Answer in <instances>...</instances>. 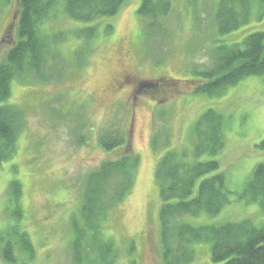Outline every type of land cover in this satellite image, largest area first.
Wrapping results in <instances>:
<instances>
[{
  "label": "rangeland",
  "instance_id": "374dc122",
  "mask_svg": "<svg viewBox=\"0 0 264 264\" xmlns=\"http://www.w3.org/2000/svg\"><path fill=\"white\" fill-rule=\"evenodd\" d=\"M140 1L129 0L114 18L93 24L70 20L56 5L40 27L45 36L59 37L55 54L45 58L47 78L11 81L8 103L23 118L15 155L0 164V264H9V244L14 264H73L72 225L80 220L85 178L118 153L104 152L98 143L108 127L128 132L139 166L129 195L103 224V236L114 246L116 264H162L156 166L167 151L191 152L194 125L207 110L224 115V148L217 160L232 202L218 217L201 213L183 221L193 226L242 220L264 225L259 205L237 198L257 165L264 164L263 78L244 79L214 98L192 94L196 75L213 68L217 47L264 32L258 0L251 1L247 22L225 36L214 19L222 0H168L170 13L157 21L163 32L153 44L146 41L145 23L135 13ZM235 5L237 13V1ZM17 12V0H0V60L15 42ZM88 29L95 31L92 39L76 36ZM122 78L130 84L168 79L172 92L160 105L145 97L134 103L127 89L115 88ZM12 180L20 184L19 222L9 204ZM15 226L27 233L31 258L7 235ZM209 250L205 243L194 245L191 264H213Z\"/></svg>",
  "mask_w": 264,
  "mask_h": 264
},
{
  "label": "trees",
  "instance_id": "16d2710c",
  "mask_svg": "<svg viewBox=\"0 0 264 264\" xmlns=\"http://www.w3.org/2000/svg\"><path fill=\"white\" fill-rule=\"evenodd\" d=\"M128 1L17 0L16 39L0 60V164L9 162L15 155L22 126L21 111L8 103L11 81L32 75L42 80L47 78L43 77L45 58L49 53L55 54L59 37L45 36L40 27L50 18L56 5L63 6L64 16L70 20L93 24L100 19L114 18ZM236 1L237 13L234 8ZM251 1L222 0L214 17L220 35L225 36L247 22ZM140 2L135 13L145 23L146 41L153 44L162 35L161 27L156 24L169 15L170 2ZM257 3L259 19H263L264 0H258ZM110 29L107 27L106 33ZM93 35L95 31L88 29L76 36L89 40ZM214 51L213 68L196 75L198 81L192 94L214 98L226 88L249 77H261L264 80V32L252 33L239 44L220 46ZM133 82L138 93L159 105L172 92L169 89L172 81L168 79ZM223 129L224 115L207 110L194 125L191 152L179 154L170 150L159 158L154 180L161 201L158 222L162 264H191L194 245L203 243L210 247L213 264H264V225L256 227L251 220H242L222 225L193 226L183 221L186 216L195 217L201 213L211 218L218 217L232 202L233 193L227 190L226 175L217 160L224 148ZM98 143L102 151L118 153L113 160L104 161L85 178L80 220L78 223L73 221L72 225L75 235L72 244L73 264H116V252L112 243L103 236V224L109 213L129 195L139 166V157L131 150L126 130L116 127L103 129ZM151 145L154 148V137ZM261 146H264V142ZM7 187L11 196L9 204H13V215L19 222L22 217L19 208L20 184L12 180ZM241 193L237 198L243 199L248 205L258 204L264 213V164L257 165ZM19 228L10 227L6 231L7 235L16 238L18 250L31 258L33 247L27 233ZM11 249L12 246L7 245L8 257L5 261L14 264ZM90 254H93L91 258Z\"/></svg>",
  "mask_w": 264,
  "mask_h": 264
},
{
  "label": "flooded vegetation",
  "instance_id": "af4514ba",
  "mask_svg": "<svg viewBox=\"0 0 264 264\" xmlns=\"http://www.w3.org/2000/svg\"><path fill=\"white\" fill-rule=\"evenodd\" d=\"M124 79H120L118 82L115 83V88L116 90H120L121 88L123 89H127V92L129 94V98L131 99V101H133L134 103L137 102V98H143L144 96L140 93H138L135 89H136V84L133 83H129V81H123ZM127 86V87H125ZM159 98H161V96H159Z\"/></svg>",
  "mask_w": 264,
  "mask_h": 264
}]
</instances>
